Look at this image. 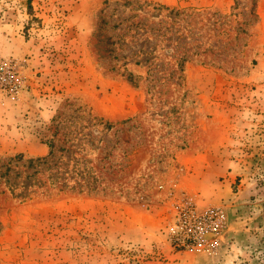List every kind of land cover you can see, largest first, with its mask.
Masks as SVG:
<instances>
[{
    "label": "rangeland",
    "instance_id": "1",
    "mask_svg": "<svg viewBox=\"0 0 264 264\" xmlns=\"http://www.w3.org/2000/svg\"><path fill=\"white\" fill-rule=\"evenodd\" d=\"M7 70L0 264H264V0H0Z\"/></svg>",
    "mask_w": 264,
    "mask_h": 264
},
{
    "label": "built area",
    "instance_id": "2",
    "mask_svg": "<svg viewBox=\"0 0 264 264\" xmlns=\"http://www.w3.org/2000/svg\"><path fill=\"white\" fill-rule=\"evenodd\" d=\"M0 84L6 88L16 86L11 70L0 74ZM224 227L221 212L209 208L197 210L191 203L185 202L177 217L173 246L180 250H207L212 238L220 234Z\"/></svg>",
    "mask_w": 264,
    "mask_h": 264
},
{
    "label": "trees",
    "instance_id": "3",
    "mask_svg": "<svg viewBox=\"0 0 264 264\" xmlns=\"http://www.w3.org/2000/svg\"><path fill=\"white\" fill-rule=\"evenodd\" d=\"M33 161V160H32Z\"/></svg>",
    "mask_w": 264,
    "mask_h": 264
}]
</instances>
